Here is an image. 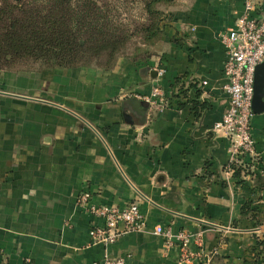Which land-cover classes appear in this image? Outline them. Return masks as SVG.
Wrapping results in <instances>:
<instances>
[{
  "label": "crops",
  "instance_id": "1",
  "mask_svg": "<svg viewBox=\"0 0 264 264\" xmlns=\"http://www.w3.org/2000/svg\"><path fill=\"white\" fill-rule=\"evenodd\" d=\"M242 12V0H176L150 59L0 74V264H264V244L253 250L264 243V180L226 179L230 143L215 131L229 106L219 37ZM259 72L252 135L264 168ZM179 79L197 85L192 102L174 97ZM155 87L169 100L162 111L141 99ZM193 101L206 107L200 119ZM85 192L98 206L138 203L146 230L92 245L104 222L78 204ZM157 227L192 235L187 250L167 247Z\"/></svg>",
  "mask_w": 264,
  "mask_h": 264
},
{
  "label": "trees",
  "instance_id": "2",
  "mask_svg": "<svg viewBox=\"0 0 264 264\" xmlns=\"http://www.w3.org/2000/svg\"><path fill=\"white\" fill-rule=\"evenodd\" d=\"M121 3L140 5L143 23L139 18L127 22L117 7ZM175 3L176 0H0V74L57 68L110 71L122 58L150 59ZM140 39L143 47L138 44ZM196 88L197 85L185 87V81L179 79L173 86V95L189 101L190 90ZM193 105L200 119L206 107L196 101ZM230 170L232 179L240 184L250 175L239 165L227 167L224 173ZM251 206L246 199L243 216L251 212ZM263 244L259 242L253 250L261 252Z\"/></svg>",
  "mask_w": 264,
  "mask_h": 264
},
{
  "label": "built area",
  "instance_id": "3",
  "mask_svg": "<svg viewBox=\"0 0 264 264\" xmlns=\"http://www.w3.org/2000/svg\"><path fill=\"white\" fill-rule=\"evenodd\" d=\"M242 1L243 12L235 26L219 37L227 51L224 76L229 106L222 121L216 124L215 131L222 132L229 140L231 160L228 168L239 165L250 173L249 177L259 176L264 180V168L252 135L255 76L257 68L264 63V0ZM165 73L164 68H159V77ZM141 99L159 111L169 105L167 94L160 87H155L149 97ZM232 174V170L225 172L226 179H230ZM78 204L104 222L102 227L90 231L92 245H112L127 234L146 230L145 216L138 203H131L126 208L98 206L92 202L90 193L85 192L79 196ZM155 233L165 238L167 247L177 241L184 250L192 238L185 232L174 235L170 228L164 227H157ZM201 242L199 238L198 244ZM27 263L29 261L21 264ZM95 264H124V260L107 257Z\"/></svg>",
  "mask_w": 264,
  "mask_h": 264
},
{
  "label": "rangeland",
  "instance_id": "4",
  "mask_svg": "<svg viewBox=\"0 0 264 264\" xmlns=\"http://www.w3.org/2000/svg\"><path fill=\"white\" fill-rule=\"evenodd\" d=\"M117 7L120 8V13L121 11L123 12V17L124 19H126L127 22L139 18L140 19L139 22L141 21L143 23L144 16L142 14V8L140 7V5L137 4L124 5V3H121L120 5L118 4ZM140 42L141 39L138 40V44L140 47H143ZM142 54H144V52H142Z\"/></svg>",
  "mask_w": 264,
  "mask_h": 264
},
{
  "label": "water",
  "instance_id": "5",
  "mask_svg": "<svg viewBox=\"0 0 264 264\" xmlns=\"http://www.w3.org/2000/svg\"><path fill=\"white\" fill-rule=\"evenodd\" d=\"M264 65H260L258 68H257V71H256V76H255V95H254V102H253V111H254V107L256 105V101L258 99V93H257V90H256V83H263V81H258V75H259V71L260 69L263 67ZM255 112V111H254Z\"/></svg>",
  "mask_w": 264,
  "mask_h": 264
}]
</instances>
